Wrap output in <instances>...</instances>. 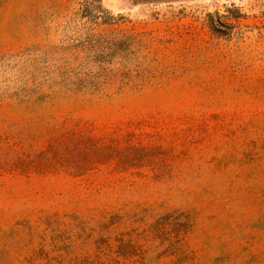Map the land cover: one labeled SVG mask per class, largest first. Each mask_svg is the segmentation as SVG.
Here are the masks:
<instances>
[{"label": "rangeland", "instance_id": "obj_1", "mask_svg": "<svg viewBox=\"0 0 264 264\" xmlns=\"http://www.w3.org/2000/svg\"><path fill=\"white\" fill-rule=\"evenodd\" d=\"M0 264H264V0H0Z\"/></svg>", "mask_w": 264, "mask_h": 264}]
</instances>
